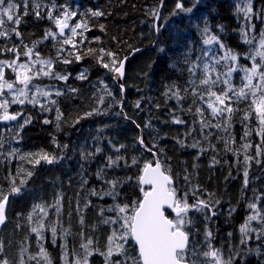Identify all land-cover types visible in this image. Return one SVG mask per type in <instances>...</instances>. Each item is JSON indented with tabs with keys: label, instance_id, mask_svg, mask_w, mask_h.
Here are the masks:
<instances>
[{
	"label": "trees",
	"instance_id": "16d2710c",
	"mask_svg": "<svg viewBox=\"0 0 264 264\" xmlns=\"http://www.w3.org/2000/svg\"><path fill=\"white\" fill-rule=\"evenodd\" d=\"M244 1L163 0L161 4V0H28L29 14L24 16L22 0H13L20 5L17 13L21 15V23L15 27L21 37L17 38L11 31L8 38L0 37V60H12L16 55L5 48L16 47L24 58L25 46L33 48L35 45L34 52L40 53V59L53 60L54 72L68 75L66 82L55 80L63 93L54 96L56 105L47 103L44 108L13 106L12 112L20 111L22 116L31 118L30 122L24 120L19 128L0 124V188L9 194L12 180L20 188L19 193L8 195L7 221L0 228V233L6 229L8 237L3 249L12 248L13 252L16 249L15 263L21 264L23 260V264H45L40 255L43 247L53 264H64L62 246L65 242L69 263H74L77 256L82 255V240L88 237L95 241L94 248H98L99 240L105 238L111 227L102 220L116 215L107 209L141 195L136 177L145 162L155 161L152 155L155 152L162 165L170 169L178 194L187 193L189 204L199 199L210 206L211 210L189 213L192 219L188 228L190 247L207 251L209 243L213 248L221 245L223 252L233 257V264H264L262 237L255 239L254 233L247 234L238 248L242 239L240 227L248 217L244 212L250 211L251 215L248 205L258 206L264 216V144L257 135L254 113L249 120L243 119L249 111L250 99L232 104L231 120L227 119L228 113L214 119L198 97L193 103L192 90L195 87L199 92V88L190 83V80L199 81L203 63L210 61L208 57L215 55L219 59L223 54L219 44L214 43L213 47L203 44L207 35H216L226 48L238 53L243 62L242 56L250 55L247 50L255 46V39L249 45L243 41L241 33L248 23L253 26L252 37L259 36L261 29L264 31V0H250V21L244 16ZM177 3L184 9H192L191 12L178 9ZM36 4L39 8L34 10ZM67 5L70 12L75 13L71 21L74 26L87 24V30L77 29L78 35L73 37L77 49L60 43L64 39L61 36L45 40L46 30H55L47 14L62 16L60 10ZM35 11H39L40 18ZM93 11H101L104 15L92 16ZM154 12L158 15H153ZM206 26L207 35L204 33ZM4 28L13 26L6 21ZM67 30L65 35L71 37ZM139 48L141 52L128 58ZM209 48L208 57H204ZM88 49L95 52L87 54ZM100 49H104L105 54ZM108 51L115 53L118 60L127 57L124 91L114 82L113 72L103 68L96 59L103 55V61L110 62ZM69 52L73 55L69 56ZM75 55L81 56L79 62ZM199 57L204 58L198 61ZM64 59L72 62L64 64L61 62ZM192 62L200 64L195 77L188 71ZM85 70L87 79H77ZM215 76L213 73V78ZM221 88V83L215 86L218 92ZM177 92L183 99L176 97ZM57 108L61 114L59 121ZM197 108L203 116L197 113ZM176 118L184 123H174ZM45 119L50 122L45 124ZM201 120L207 126H202ZM246 131H250L247 136ZM139 139L149 148L155 145L152 152L146 151ZM246 144L251 145L249 156L258 170L244 163ZM257 146H260V155H257ZM97 148L101 149L99 153ZM41 150L55 156L56 160L51 164L43 160L35 164V157L20 159L22 155ZM108 157L113 160L122 157L119 166L108 167ZM133 157L138 160L135 165L131 164ZM256 158L258 165L254 162ZM101 167L105 169L104 179L96 175ZM245 170L248 171V187L244 183ZM28 171L33 173L31 177L27 176ZM127 177L132 180L117 187L120 195L115 200L104 195L110 190L105 180ZM21 180L26 183L21 185ZM93 190L98 195H92ZM48 207L52 210L46 217L44 211ZM81 216L84 225L79 222ZM41 222L44 224L42 238L32 232ZM260 225L250 223L252 229ZM53 227L56 228L55 243ZM207 232L212 234L210 240ZM248 245H256L253 252H245ZM100 247L106 248L103 244ZM74 252L77 255H73ZM240 257L244 258L242 263L238 260ZM91 264H104V259L94 254Z\"/></svg>",
	"mask_w": 264,
	"mask_h": 264
},
{
	"label": "snow or ice",
	"instance_id": "6c2138e0",
	"mask_svg": "<svg viewBox=\"0 0 264 264\" xmlns=\"http://www.w3.org/2000/svg\"><path fill=\"white\" fill-rule=\"evenodd\" d=\"M163 0H161V4ZM23 4V15L27 16L28 12V0H22ZM176 7L181 10L191 12L192 9H184L181 3H177ZM20 8V5L14 3L13 0H0V37L8 38V33L11 31L15 34L17 38L21 37V32L17 30L16 27L11 29H5L6 24L5 17L7 22H10L16 26L21 23V15L16 12ZM39 5H34V10L38 9ZM243 11L245 17L247 14L252 11L251 4H247ZM35 15L40 18L39 11H35ZM92 16L99 17L104 15L101 11H93ZM153 15H158L154 12ZM75 13L65 12L63 16H56L49 12L47 14V19L54 22L55 27L59 30V36L64 37L60 43L64 45H71L73 49H77L78 45L73 40V37L78 35L77 29L83 28L87 30V24H76L75 26H70L68 20L70 17H74ZM68 29L71 32V37L65 35V30ZM207 26L204 29V33L208 34ZM242 39L245 43L251 45L255 37L249 38L247 32L241 33ZM52 37L55 39L56 33L51 30H46L45 38ZM219 44L221 49H224L223 55L217 59L215 55L208 57V51H211L209 48L204 52V57H208L209 62H204L202 66V72L199 75V85L197 87H203V93L196 91L194 87L192 90L193 103L198 97L201 101L205 100L207 97V108L211 110L212 117L215 119L218 116H223L225 113H228V120H231V114L234 109L232 104L239 103L241 101H249L247 111L243 117L244 120H249L254 113V118L257 121L258 131L257 135L261 136V144H264V31L260 33L259 47L261 50L256 51L255 55L246 57L253 61L251 67L240 66L239 71L244 73L242 77V84L239 88H236L232 85L231 77L234 72H237L236 67L228 66L227 71L224 73L217 72L215 65L221 64V61L225 63L228 61L238 62L239 54L234 52L232 49L226 48V46L221 43L216 35H207V38L203 40V44L210 46L212 44ZM22 54L25 57L29 58V62L18 63L20 59V53L17 51L16 47L5 48L6 51L13 52L16 54V58L12 60H0V120L2 121H14L20 115V113L10 114L9 105L10 104H23L25 101L36 105L39 101L37 96H43L45 98L50 97L53 93L50 89L42 88L36 84H33L34 79H38L41 76L48 77L55 80L67 81L68 75H63L60 73L54 72V64L51 59H40V53L34 52L35 45L33 48H27ZM62 52L63 49L61 48ZM102 54H105L104 49L99 50ZM94 49H88L87 54H93ZM35 55L37 59L31 61V57ZM73 53L69 52V56H72ZM106 55L111 57L110 62L103 61V55L96 57L97 61L101 66L108 71L116 74L117 78H123L124 76V61L118 60L115 56V53L108 51ZM204 57H199L197 60H202ZM257 57L259 61L257 62ZM125 60L127 57L124 58ZM75 60L79 62L81 60L80 55H75ZM64 64H69L72 61L69 59H64L61 61ZM39 64L40 67L36 68V65ZM200 67L198 62H192L191 67L188 71L192 76H197L196 69ZM10 68L15 74V80L10 81L5 76V69ZM35 69V70H34ZM212 73H216L215 78H213ZM221 76L225 78L221 80ZM77 79H87V70L80 73ZM254 80H258V83H254ZM190 83L196 85V80H190ZM222 83L226 88H221L220 92L214 90V87ZM19 84L21 87H16L15 85ZM34 94L30 97L29 93L33 92ZM72 92L77 91L76 89H70ZM123 90V86H121ZM247 90V91H246ZM11 96V100L7 98L5 92ZM229 93L233 95L230 96ZM63 93L57 89L55 91L56 96H61ZM111 95V93H109ZM178 99H183L179 95V92L175 93ZM235 97V101L233 100ZM23 97L24 99H21ZM52 105H56V100L49 101ZM103 103V100L100 101ZM44 108V105H41ZM137 107H139V102H137ZM50 111L51 109H46ZM57 117L59 121L61 119V114L59 108L56 109ZM191 111V109H189ZM197 113L203 116L201 109L197 108ZM92 113H88L91 115ZM31 118L25 121L29 123ZM50 121L45 119L44 123L47 124ZM78 122V121H77ZM174 123L182 124V121L179 118L174 119ZM202 126H207L206 122L201 120ZM59 128V124H57ZM227 131V128H225ZM250 131H246L245 135H249ZM146 151L152 152V148H149L144 144L143 139L138 141ZM195 146V145H193ZM66 147V146H65ZM123 147V145H121ZM245 147H251V145H245ZM16 150H13L15 154ZM101 149L97 148L96 152L99 153ZM119 151V148L116 149ZM261 154L260 146H257V155ZM88 155H92L89 153ZM152 155L155 157L157 154L152 152ZM27 157H35L34 163L39 164L41 160L45 161L48 164L53 163L56 160L55 156H50L47 152L41 150L39 153H28L20 156V159H26ZM122 157H117L115 160L112 157H108V167H118L119 160ZM251 157L245 156V161L250 160ZM138 163L136 157L132 158L131 164L135 165ZM125 166H129L125 163ZM140 174L136 177V184L139 187L141 195L130 201L124 203H116L114 206L109 207L107 211L114 212L115 217H108L102 220V223L105 225H115L116 227L112 228L111 234L107 237L106 252H100L98 248H93L92 245L94 241L91 237H88L85 240H82L80 247L83 249L84 254L81 257L77 256L74 261V264H89V258L94 254H99L104 258V264H201V261L195 259L198 255H202L205 258H210L212 264H233L232 258L225 260L222 256L220 249H215L209 243L208 250L203 253H198L195 247H190L189 241V231L188 228L192 225V219L189 216L190 211L204 212L205 209H210L208 202L204 200L197 199L196 202L189 204L187 193L183 195L178 194V190L174 187V178L170 174V169H166L162 163L157 159L154 162L147 161L144 163L142 169L139 170ZM33 173L31 171L27 172V176L31 177ZM98 179L105 178V169L101 167L97 173ZM188 177L185 176V180ZM132 180V177H127L125 180L120 179H107L105 183L110 185V190L105 192L104 195H110L115 200L120 193L117 191L118 186H122L123 183ZM86 182V181H85ZM11 193H19L20 188L15 186V180L11 181ZM21 185L25 184L26 181L21 180ZM244 183L245 186L248 183V171L244 172ZM5 194L3 189L0 188V225H3L6 221V205L8 203V195ZM92 195H98L95 190L92 191ZM103 199V196L100 197ZM59 204V201H57ZM86 207L88 205H85ZM250 209H255V204H249ZM43 212V208H41ZM59 212V208H57ZM215 214V213H213ZM101 215H103V210H101ZM207 218V217H206ZM260 219L261 229L257 231L250 227L251 221ZM31 219V216H29ZM80 224L84 225V219L81 216ZM44 228V224L41 222L37 227L32 228V232L36 233L38 236H41V230ZM95 230V229H94ZM53 234V243H55L56 237V228L51 229ZM251 231H257V238L260 235L264 234V216L250 215L247 217L246 222L240 227V232L242 234L241 243H244V236ZM67 234V233H66ZM231 235V233H229ZM83 236V233H81ZM206 236L211 239V232H207ZM42 238V236H41ZM67 243L62 246V256L64 264H69L68 252H67ZM24 251V250H22ZM3 253V244L0 243V254ZM40 255L45 261V264H53L52 259L43 247L40 248ZM73 255H77L75 252ZM118 257L117 259H112V257ZM34 259L35 257H30ZM0 264H9L7 259L0 260ZM23 264V260H21Z\"/></svg>",
	"mask_w": 264,
	"mask_h": 264
},
{
	"label": "rangeland",
	"instance_id": "374dc122",
	"mask_svg": "<svg viewBox=\"0 0 264 264\" xmlns=\"http://www.w3.org/2000/svg\"><path fill=\"white\" fill-rule=\"evenodd\" d=\"M249 2H250V0L249 1H247V0H245L244 2H243V4H242V7L244 8L247 4H249ZM18 10H16V12H17ZM60 11H62V12H60V13H62V16H63V14L65 13V12H69V13H71L70 12V7H69V5H67L65 8H64V10H60ZM58 13H59V11H58ZM59 16V15H58ZM61 16V17H62ZM244 16H245V13H244ZM6 21H7V18L5 17L4 18ZM71 21H72V17H70L69 18V20H68V23H69V25L70 26H74L72 23H71ZM247 21H250V19H249V13L247 14ZM7 23H9L10 25H12L13 27H15V25L14 24H12V23H10V22H7ZM246 27L247 28H245L244 29V32H247V34H248V36H249V38H251L252 36H253V26H251L250 25V23H248L247 25H246ZM52 32H54V33H56V37H55V39L57 38V37H60L59 36V34H58V29L55 27V30H51ZM263 30L261 29L260 30V32H259V36L257 35L256 36V38H255V41H254V43H255V46L251 49V51H248L247 50V52H249L250 53V55H243L242 56V58L245 60L244 62L242 61V60H240L239 59V57H238V62H232V61H228V62H224V61H221V64H218V65H215V67H216V69H217V72H219V73H224V72H226L227 71V68H228V66H231V67H236L238 70H237V72H234L233 74H232V77H231V82H232V85L234 86V87H236V88H239L240 86H241V84H242V77H243V75H244V73L242 72V71H239V68H240V66H244V67H251V64L253 63V61L252 60H250V59H246V57H248V56H251V55H255V52L256 51H259V50H261L260 49V47H259V41H260V33L262 32ZM67 32H69V33H71L69 30H67ZM67 34V33H66ZM55 39H53L52 37H47L45 40H55ZM210 47H213V45H210ZM222 51H223V53H224V49H221ZM223 55V54H222ZM16 58V55L14 56V58L13 59H15ZM220 58V57H219ZM37 59V57L35 56V55H33V57H31V61H35ZM208 60V59H207ZM209 61V60H208ZM259 61V57H257V62ZM21 62H29V58L28 57H24V58H21L20 57V59H19V61H18V63H21ZM209 63H211L210 61H209ZM53 64H54V62H53ZM40 67V65L39 64H37L36 65V68H39ZM35 70V69H34ZM216 74V73H215ZM5 76H6V78L7 79H9L10 81H14L15 80V74L12 72V70L10 69V68H6L5 69ZM212 76H213V73H212ZM225 77L224 76H221V80H223ZM42 80H45V82L43 83L42 82ZM51 81V78H48V77H43V76H41L40 78H38V79H34L33 81H32V83L33 84H36V85H38V86H40V87H42V88H46V89H50L51 91H52V95L50 96V97H47V98H45V97H43V96H37V100L39 101L36 105H33V104H31V103H28L27 101H25L23 104H10L9 105V113L10 114H16V113H20V115L17 117V119L16 120H14V121H12V122H2V120H0V124H3V123H5L8 127H12V128H19L20 126H22V124H23V122H24V120H28L27 118H26V116H22V114H21V112L20 111H16V112H12L11 111V109H12V107L14 106H18V107H20V106H23V105H31L32 107H41V105H46L47 103L48 104H51L49 101L50 100H54V96H55V91L57 90V89H59L60 91H62L61 90V88L59 87L60 86V84H57V80L55 81V79H53L52 80V82H50ZM254 83H258V80H254ZM199 85V81H196V86H198ZM221 85H223L222 83H221ZM16 87H21V85H19V84H16L15 85ZM199 88V93H203V91H204V89H203V87H198ZM223 88H226V86L225 85H223ZM214 90H215V87H214ZM216 91V90H215ZM247 91V90H246ZM218 92V91H217ZM34 94V90H33V92H30L29 93V96L31 97L32 95ZM230 94V93H229ZM232 94V93H231ZM5 95L7 96V98L9 99V100H11V96L10 95H8L7 94V91L5 92ZM233 95V94H232ZM233 98H235L234 96H233ZM0 99H2V97H0ZM21 99H24L23 97H21ZM207 97H205V100L204 101H202V103L207 107ZM249 99H251L250 97H249ZM209 111H211L210 109H209ZM0 114H2V110H0ZM23 117V118H22ZM218 117H221V116H218ZM247 145V144H246ZM245 148V150H244V154L246 155V156H248V157H251V156H249V153H251V148L250 147H244ZM2 156H5L4 155V152L2 153ZM249 162L247 163V161H245V158H244V163H245V165H246V167H248V168H250V169H255L254 167V164H252L251 163V159L250 160H248ZM254 162H257V158L255 159V161ZM3 162H2V167H3ZM259 164V162H257L256 163V165H258ZM255 170H258V168H256ZM247 186V185H246ZM248 187V186H247ZM52 210V207H48V208H46L45 209V211H44V213H45V216L47 217V216H49L51 213H50V211ZM194 211V210H193ZM194 212H196V211H194ZM110 213H114V212H110ZM190 213V212H189ZM249 213H250V211L248 212V211H246V212H244V216H250L249 215ZM257 213H259V215L261 216V214H262V210L260 211L259 210V207L258 206H256V208L255 209H252L251 210V215H257ZM213 217H214V215H213ZM243 217V215L241 216V218ZM260 221V219L258 218L257 220H254V221H251V222H253V223H256V224H260L261 223V221ZM259 222V223H258ZM218 223V222H217ZM116 227V226H115ZM112 228H114L113 227V225H111V227L108 229V232L106 233V236H105V238L104 239H102V240H99V242H98V249L100 250V252H106L107 251V248H104V249H102L101 247H100V245L101 244H103L104 246H106V244H107V237H108V235H110L111 234V230H112ZM257 231H259L260 229H261V225H260V227H256L255 228ZM257 231H251V232H249L248 234H252V233H254V237H255V239H260L261 237L264 239V234H262V235H260L259 236V238H257ZM8 239V237L6 236V229H4V231L2 232V233H0V242H2V244L3 243H5V240H7ZM4 245V244H3ZM94 245H95V241H94V244L92 245V247L94 248ZM243 244L242 243H240L239 244V246H238V248L240 249V247L242 246ZM200 247V246H199ZM248 247V249L245 251L246 253H249V252H253V250L255 249V247H256V245H248L247 246ZM261 248V246H259L258 247V249H260ZM197 249V251H198V253H203L204 251H206V250H198V248H196ZM215 249H220V251H221V253H222V256H223V258L225 259V260H227V259H229V258H232V261H234L233 260V257L231 256H227V255H229V253L226 251V252H223V250H222V247H221V245L218 247V248H215ZM14 251V249H12V248H10L9 250H8V248L6 247L5 248V250L3 249V253L2 254H0V260H3V259H7L8 260V262H9V264H18V263H15V261H17V256H16V249H15V252H13ZM81 253H82V255L81 256H79V257H81L82 258V256H83V254H84V251H83V249H82V251H81ZM254 254H258V255H260V253H254ZM238 255L239 254H237L236 256H235V259L238 257ZM251 255V254H250ZM92 257V256H91ZM91 257L89 258V264H91ZM104 259V258H103ZM112 259H115V256H113L112 257ZM195 259H198V260H200L201 261V264H212V261H211V259L210 258H205V257H203L202 255H198L197 257H195ZM243 259L244 258H242V257H240V258H238V260L242 263L243 262ZM70 264V263H69ZM71 264H74V263H71Z\"/></svg>",
	"mask_w": 264,
	"mask_h": 264
},
{
	"label": "water",
	"instance_id": "95a60500",
	"mask_svg": "<svg viewBox=\"0 0 264 264\" xmlns=\"http://www.w3.org/2000/svg\"><path fill=\"white\" fill-rule=\"evenodd\" d=\"M67 30V29H66ZM66 30H65V32H66ZM58 33H59V30H58ZM142 51V49L141 48H139V49H135L134 51H132V53L128 56V58H131L134 54H137V53H139V52H141ZM123 61H124V76H123V78H117L116 77V74L115 73H113V80H114V82L118 85V86H123V83H124V81H125V68H126V63H127V59L125 60V59H122ZM123 91H124V86H123ZM7 122H11V121H7ZM159 160V158L157 157V155L155 156V160ZM160 161V160H159ZM8 199H9V197H8ZM6 215V214H5ZM6 221H7V217H6ZM6 221H5V223H6ZM4 223V224H5ZM3 224V225H4ZM3 225H0V227H2Z\"/></svg>",
	"mask_w": 264,
	"mask_h": 264
},
{
	"label": "bare ground",
	"instance_id": "6f19581e",
	"mask_svg": "<svg viewBox=\"0 0 264 264\" xmlns=\"http://www.w3.org/2000/svg\"><path fill=\"white\" fill-rule=\"evenodd\" d=\"M158 157V156H157ZM160 160V159H159Z\"/></svg>",
	"mask_w": 264,
	"mask_h": 264
}]
</instances>
